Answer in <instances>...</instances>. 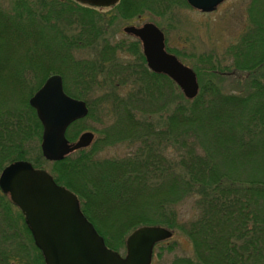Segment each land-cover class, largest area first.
<instances>
[{"label":"trees","instance_id":"16d2710c","mask_svg":"<svg viewBox=\"0 0 264 264\" xmlns=\"http://www.w3.org/2000/svg\"><path fill=\"white\" fill-rule=\"evenodd\" d=\"M70 3L75 4L72 0H14L11 12L0 8L8 26L2 36L5 47L2 49L0 44V171L10 162L23 159L39 167L37 162L41 158L36 160L30 155L40 143L41 125L28 98L49 74L61 73L58 67H42L38 76L33 64L27 62L30 56L34 59L30 25L40 20L58 26L57 7H60V15L68 18V26L73 24L79 29L78 32L65 31L63 39L82 43L84 36L88 37L98 28V20L110 23L102 14L95 16L90 8L77 7L93 16L89 19L93 27L88 29L77 14L66 13L63 6ZM121 4H125V10L118 12L122 17L132 3L121 0L117 10ZM182 4L188 5L186 0H182ZM50 6L53 10L48 12ZM255 6L256 0H250L245 33L241 43L231 50L233 68L241 69L238 74L232 72L234 87L225 88L219 74L214 73L215 66L208 61L199 71L212 72L216 81L204 78L194 67L199 92L195 98L186 99L180 91L176 94L178 88L169 77L148 69L143 54L142 59L135 58L134 63L120 62L115 58L117 46L104 40L100 52H108V56L85 73V89L70 93L83 99L92 91L103 92L89 103L85 117H92V110L100 111V120L94 121L103 123L97 130L103 138L88 149L73 153L74 156L71 154L54 162L51 173L59 184L76 193L81 210L108 247L114 250L124 247L130 231L140 225L153 224L178 232L191 243L193 255L174 256L170 264H264V76L257 74L263 62L260 58L243 61L248 60V51L254 46L253 37L258 41L264 38V10L255 11ZM149 8L153 16H159L150 4L144 5L137 14L150 12ZM18 27L22 33L18 32ZM101 27L99 35L103 37L107 29ZM138 43L129 44V51H135ZM21 47L24 48L23 60H19ZM11 55L15 56L10 58ZM254 67L258 68L256 72H250ZM98 77L103 80H97ZM171 93L173 100L172 97L167 99ZM169 101L174 105L167 109ZM152 108L154 112L165 110L166 123L154 120L148 111ZM125 116L132 118L129 128L120 123ZM75 125L67 129L69 138L74 137L69 129L78 128ZM134 127H141V131ZM91 130L94 132V128ZM117 142L126 148L131 145V149L121 156L101 158L93 154L102 147L113 150ZM89 157L91 159L86 161ZM91 167L98 168L97 180H87L83 188L69 180L74 173ZM112 175L115 176L111 181L113 187L105 189L106 193H111L107 201L117 213L132 216L125 219L123 214V221L115 231L105 224L111 211L101 206L102 200H96L94 192V188L104 192L105 180ZM14 207L9 197L0 192V214L4 222H10L5 224L4 231L0 228V245L3 246L0 264H8L9 258L17 264H43L21 212L16 207L14 212Z\"/></svg>","mask_w":264,"mask_h":264},{"label":"rangeland","instance_id":"374dc122","mask_svg":"<svg viewBox=\"0 0 264 264\" xmlns=\"http://www.w3.org/2000/svg\"><path fill=\"white\" fill-rule=\"evenodd\" d=\"M249 1L250 0H225L212 12L203 13L183 5L182 0H130V2L132 3V5L128 7L130 10H126L124 12L125 15H123L122 17L118 12L124 9L125 4L122 5L123 3L118 7L119 10L116 9V6L91 8L95 11V13H93L95 16L97 13L102 14L104 17H107H105V21L110 20V23L108 21V23L106 24V22L103 23L101 21L99 22L98 20V25L96 26L98 28L93 29L89 33L88 37L84 36V40L82 43H75V41L71 38L63 39L65 31L67 33H70L72 29H75L76 32H78L79 29L76 25L73 24L68 26V18L66 16L64 17L63 15H60L62 9L60 7H57V10L59 11L58 26L53 23H43L40 22V20H38V23L34 22V24L30 25V30L32 32L30 35L32 37V40L34 41V45H32V53L34 59L30 56L27 62L33 64V69L37 74L40 73L42 67H46L47 69H49L50 67H58V70L61 71V73L59 72V74L62 78L64 92L67 95L72 96V94H70L72 91H79L86 88V84L84 83L85 73H87L88 71H92V66H95L97 61L105 56H108V52H100L101 45L104 47V40H107L108 43L112 46H117V49L115 51V58L117 60L125 63H134L136 59L141 58L140 56L142 54L143 48L141 44L138 43L137 45H135V47H137L135 51H129L131 50L128 49L129 44L135 43L137 39L128 34H125L122 29L124 26L129 24L140 25L147 21H153L157 23V25L166 34V46L171 51L174 50V52L179 55L178 58L184 64L190 65L193 68L196 67V71H199V68L202 66V64L205 63L206 65L207 63L208 65L211 61L210 63L215 66L214 73L219 74V76L221 77L219 79L223 80L225 84H222L221 82L220 83L222 85H225V88L234 87L233 84L235 75L232 74V72L235 71V73L238 74L240 73L241 69L235 70L236 68H233L232 64L234 63V58L232 55H230L228 50L230 46L237 43L236 41L238 37L244 30L245 25L248 23L247 8ZM13 2L14 0H0V8L2 10L11 12L14 8ZM147 4H150L151 8L159 12L158 17L157 15L153 16L154 13H152L150 8V12H147V10H145L143 12L141 11V13L139 12V14L137 15L138 11ZM81 6L82 5L75 2V4L70 3L69 5L63 7L66 10V13L70 15L77 14L80 22L82 24H85L88 29H91L93 25L89 22V19H93V16L77 8ZM254 9L255 11H259L261 9L264 10V0H256V6L254 7ZM51 10H53V6L47 8L48 12H51ZM54 14L55 13H53L52 15ZM110 16H112V18H109ZM98 17H100V15H98ZM101 26L107 29L103 37L99 35L100 32H102ZM7 28L8 26L5 25L4 15L0 14V44L2 49L3 47H5L2 36L6 33ZM20 30L21 29L18 27V32L22 33ZM253 38L254 46L248 51V60L247 58H244L243 61H255L256 59L258 60V58H260L261 63L263 62V64L260 65L262 67H260V69L254 67L250 72H256L257 68V74L261 73L264 76V38L263 41L262 37L260 41H258V38L256 36H254ZM241 48L244 47H240L239 49ZM23 52L24 48L21 47L19 51V60L24 59ZM14 56L15 55H11L10 58ZM199 73L204 78L211 77L212 80L216 81L217 77L210 71L204 72L200 69ZM246 73L247 72H242L241 74ZM245 78L243 76V79ZM97 80L102 81L103 78L98 77ZM162 82L165 83V81ZM68 89L70 91H68ZM102 89H104V86H102ZM244 91H246V89ZM85 93H87V91H85ZM102 93V91H92L90 93H87V97L83 96V99H81L89 105V103H92L93 99H96ZM176 94H179L178 89ZM32 95L33 93L31 94V96ZM171 97L173 100L172 93L169 97H167V99L170 100ZM169 102L167 103V109L174 105L173 101ZM157 103L160 104L161 101H158ZM148 111L150 112L149 114L152 113L151 115L154 116L153 118L155 121L159 120L160 124H163L164 122L166 123V114L163 113L165 110H163L162 112H154L155 109L152 108ZM99 112V110H92V117L89 116L87 118L79 120L75 125L78 126V128L74 127L72 128L73 130L69 129V133H74V137L76 138V136L81 131H92L91 128H94V139L92 141V144L99 138L102 139V134L97 132V130L103 127V123L99 124L98 121L97 123L94 121L95 119L98 120L100 118ZM145 116H148V114H146ZM121 119L120 123H124L126 125V128H129L132 123V118L125 116ZM104 124H106V121L104 122ZM134 128L139 132L141 131V127ZM75 129L77 130L75 131ZM115 143H112L111 145H114ZM31 145L33 146L34 144L31 143ZM112 148L113 150H104L102 147L97 154L95 152L93 154L101 158L106 156H121L125 152V150L127 151L131 149V145L126 148L117 142V144H115V146ZM72 156H74V154ZM30 157L36 158V160L37 158H41L37 162V165L40 168L51 172L53 163L48 162L44 158H42L40 154L39 144L37 145V148L35 147L33 149V153L30 155ZM90 159L91 157H89L86 161H89ZM97 169L98 168L91 167L80 173H74V177H70L71 179L69 178V180L79 188H83L84 186H86L87 180L89 181L93 178L95 180L98 179L95 176L98 175ZM114 178L115 176L112 175L105 180L106 185L103 188L104 192L99 190V188H94V192L96 195L95 199L102 200V203H100L101 206L105 205V208L111 211V213L105 218V224L106 226L107 224H109V228L115 231L117 230L119 223L123 221L122 215H126V212L122 213L121 211H119V209V212L117 213V211H115L113 207H111V202L109 201L108 203L107 201L109 200L108 195L110 197L111 193H106L105 189L106 186H108V188L109 186L113 187L114 183L111 181H113ZM115 183H117V185L120 184L119 182ZM168 183L171 184V182ZM114 189H116V187ZM98 209L101 213L105 214V211L103 209H101L100 207H98ZM13 211L16 212L15 207ZM13 211L11 213L12 215L14 214ZM128 214L126 215L125 219L129 216ZM129 218H132V216H129ZM6 223L10 222H4L3 214H0L1 231H4V226ZM15 237V239L17 240V234ZM170 246H173L171 247V250H165V247ZM0 248H3V246L0 245ZM117 251L121 254H124L125 246L119 248ZM192 255L193 252L191 243L185 236L178 232H175L170 239L159 243L154 248L153 260L151 264H170L171 259L174 256ZM27 256L29 259H31L29 254ZM7 261H9L8 264H17L10 258ZM29 264H32V262H29Z\"/></svg>","mask_w":264,"mask_h":264},{"label":"water","instance_id":"95a60500","mask_svg":"<svg viewBox=\"0 0 264 264\" xmlns=\"http://www.w3.org/2000/svg\"><path fill=\"white\" fill-rule=\"evenodd\" d=\"M93 5H108L116 0H80ZM201 11H212L224 0H186ZM126 33L137 36L148 67L168 75L187 98L198 92L195 73L164 49L163 33L153 23L127 26ZM42 125L41 150L48 160H60L67 153L87 146L91 132H83L69 143L65 137L68 124L86 115L85 102L67 95L59 74H51L29 98ZM0 188L22 211L35 245L45 264H150L153 244L170 237L160 226H141L126 239V255L108 249L94 226L80 210L74 193L57 185L42 169L18 160L0 173Z\"/></svg>","mask_w":264,"mask_h":264}]
</instances>
